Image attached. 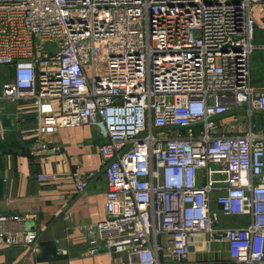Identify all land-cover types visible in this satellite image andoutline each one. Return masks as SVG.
I'll return each mask as SVG.
<instances>
[{
    "label": "built area",
    "instance_id": "built-area-1",
    "mask_svg": "<svg viewBox=\"0 0 264 264\" xmlns=\"http://www.w3.org/2000/svg\"><path fill=\"white\" fill-rule=\"evenodd\" d=\"M258 6L0 0V68L11 70L0 104H33L32 150L48 151L46 136L64 127L91 125L101 139L106 216L89 229V254L188 264L210 236L227 240L229 260L201 264H264V131L252 124L264 115L251 68ZM30 216L0 215V244L35 248ZM221 216L247 221L222 227ZM10 222L23 227L9 231Z\"/></svg>",
    "mask_w": 264,
    "mask_h": 264
},
{
    "label": "crops",
    "instance_id": "crops-1",
    "mask_svg": "<svg viewBox=\"0 0 264 264\" xmlns=\"http://www.w3.org/2000/svg\"><path fill=\"white\" fill-rule=\"evenodd\" d=\"M253 15L257 28L252 85L264 89V9L258 6ZM9 72V67L1 68L0 79ZM260 122L264 128V119ZM36 126L31 102L0 104V215H31L39 233V243L33 249L0 244V264H111L120 257L86 251L89 229L106 216L107 180L102 172L98 131L91 125L61 128L46 136L49 150L38 154L32 150ZM41 175L55 178L40 180ZM80 182L85 183L83 190L77 188ZM214 208L218 210L216 205ZM220 218L222 227L241 226L247 221L244 216ZM22 227L18 222L6 225L9 231ZM209 237L192 245L188 264L229 260L227 240L209 242Z\"/></svg>",
    "mask_w": 264,
    "mask_h": 264
},
{
    "label": "rangeland",
    "instance_id": "rangeland-1",
    "mask_svg": "<svg viewBox=\"0 0 264 264\" xmlns=\"http://www.w3.org/2000/svg\"><path fill=\"white\" fill-rule=\"evenodd\" d=\"M101 68H102V66H101ZM0 69H1V68H0ZM261 119H264V115L255 114V115L253 116V120H252V122H253L254 125H256V130H259V129L264 130V128L262 127L261 122H260ZM262 130H260V131H262Z\"/></svg>",
    "mask_w": 264,
    "mask_h": 264
}]
</instances>
